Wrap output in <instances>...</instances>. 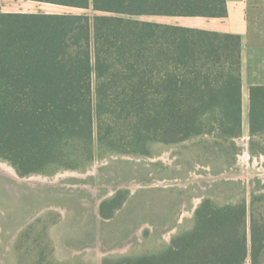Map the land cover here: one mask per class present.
<instances>
[{"label": "trees", "instance_id": "16d2710c", "mask_svg": "<svg viewBox=\"0 0 264 264\" xmlns=\"http://www.w3.org/2000/svg\"><path fill=\"white\" fill-rule=\"evenodd\" d=\"M72 13L0 11V159L22 177L86 172L110 156L154 158L160 145L200 140L201 152L236 162L243 135L242 38L144 17L224 18L227 0H16ZM251 136L264 134V86L249 91ZM209 139V140H207ZM254 155L264 153L250 147ZM176 191L198 197L186 228L160 255L102 264H264V184L217 180L185 189H118L101 219ZM192 192H194L192 194ZM149 205V204H148Z\"/></svg>", "mask_w": 264, "mask_h": 264}, {"label": "rangeland", "instance_id": "374dc122", "mask_svg": "<svg viewBox=\"0 0 264 264\" xmlns=\"http://www.w3.org/2000/svg\"><path fill=\"white\" fill-rule=\"evenodd\" d=\"M0 11L94 15L91 10L9 0H0ZM142 19L174 21L164 17ZM248 108L243 135L236 139L240 152L233 166L221 158L203 155L200 140L193 139L157 146L154 158L110 156L86 172L66 170L53 176L22 178L0 159L8 169L0 170V264H102L105 258L117 262L157 252L171 243L178 230L169 225L154 227L148 220L166 221L171 216L187 228L200 203L198 197L177 205L180 197L176 191L144 193L139 196L148 201L143 210L136 205L115 221L101 219V202L118 189L129 190L133 196L145 188L185 189L222 179L242 182L248 189L257 181L264 184V153L250 152L252 142L255 149H264V134L251 136Z\"/></svg>", "mask_w": 264, "mask_h": 264}, {"label": "crops", "instance_id": "0c3cea01", "mask_svg": "<svg viewBox=\"0 0 264 264\" xmlns=\"http://www.w3.org/2000/svg\"><path fill=\"white\" fill-rule=\"evenodd\" d=\"M9 1L13 3H32L16 0ZM227 7L228 15L224 18H164L174 20L173 22H166V24L241 36L244 128L245 108L250 107V88L253 86H264V0H227ZM2 12L27 13L19 11ZM161 251L162 248L157 252H149L141 257H158Z\"/></svg>", "mask_w": 264, "mask_h": 264}, {"label": "bare ground", "instance_id": "6f19581e", "mask_svg": "<svg viewBox=\"0 0 264 264\" xmlns=\"http://www.w3.org/2000/svg\"><path fill=\"white\" fill-rule=\"evenodd\" d=\"M0 170L8 171L7 167L0 162Z\"/></svg>", "mask_w": 264, "mask_h": 264}]
</instances>
